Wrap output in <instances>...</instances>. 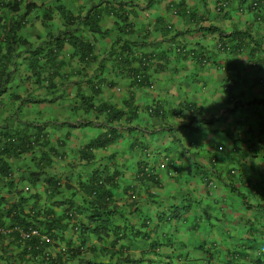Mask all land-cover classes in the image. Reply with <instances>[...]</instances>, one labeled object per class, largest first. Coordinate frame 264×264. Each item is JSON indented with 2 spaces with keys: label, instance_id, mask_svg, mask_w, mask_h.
Instances as JSON below:
<instances>
[{
  "label": "crops",
  "instance_id": "1",
  "mask_svg": "<svg viewBox=\"0 0 264 264\" xmlns=\"http://www.w3.org/2000/svg\"><path fill=\"white\" fill-rule=\"evenodd\" d=\"M9 1L0 0V13L2 3ZM222 1L228 8L219 13ZM31 2L35 8L18 32L30 50L40 47L49 32L66 30L72 38L62 36L63 47L49 67L38 63L31 71L30 54L19 56L29 49L19 47L14 64L5 70L0 136L42 132L45 140L32 151L5 159L12 179L10 188L7 181L0 182V225L10 226L4 208L20 197L27 200L26 209L41 213V221L62 216L70 201H85L77 182L97 170L114 175L115 211L110 232L101 239L86 234L84 260L233 264L231 255L239 250L252 263L263 264L264 0ZM119 10L127 19L125 35L114 30ZM89 11L99 12L100 33L84 27L82 18ZM123 47L132 57L154 53L145 86L133 84L127 75L131 55ZM0 56L2 67L8 57L4 48ZM7 71L13 72L11 81ZM94 91L91 102L81 100ZM26 97L30 103L21 104L20 98ZM111 106L124 113L113 124L102 110ZM109 127L115 129L116 140L91 150L89 161L81 158L86 144ZM185 129L190 133L181 131ZM46 141L44 148L41 143ZM49 148L53 161L46 167L42 158ZM164 157L176 176L158 168ZM146 165L155 177L136 179ZM48 178L60 183L56 193L55 185L48 188ZM127 187L132 191L124 193ZM84 215L86 221L87 211ZM14 237L0 232V264H78L79 257H70L66 244H56L43 232L39 240L45 256L22 260L20 238ZM71 237L78 241L73 233Z\"/></svg>",
  "mask_w": 264,
  "mask_h": 264
},
{
  "label": "trees",
  "instance_id": "2",
  "mask_svg": "<svg viewBox=\"0 0 264 264\" xmlns=\"http://www.w3.org/2000/svg\"><path fill=\"white\" fill-rule=\"evenodd\" d=\"M23 3V9H21L22 1L21 0H11L6 3H2V13L0 15V53L1 49L4 48L6 50V53L8 55L6 62L2 63V67H0V73H2V77L0 78V83H6L7 80L5 79V70H8V68L11 66L14 60V55L16 54V51L18 50L19 46H24L28 49L29 43L26 40H22L20 37H18L17 32L20 30V28L24 25L26 22V19L28 18L29 14L32 12L33 8H35L34 3L31 2V0H26ZM7 11L16 13L15 16L12 17V19L8 18ZM112 13H114L113 9L110 10ZM50 11L43 14L44 20L50 19ZM99 18L100 14L99 12L91 13V11L87 12V14L82 18L83 25L88 29L89 32L92 33H100L99 28ZM115 18L119 22H115L114 24V30L118 31L122 35H125L127 31H129L128 24L126 23V18L121 13V11H116ZM80 20V18H79ZM44 21V22H45ZM123 22L125 24L123 25ZM62 36L68 37V40L72 38L71 33L68 31H62L60 33L54 34V32H49L46 40L42 43V45L34 50H30L29 52L26 51V53L30 54V70L32 71L36 65L39 63V57L42 55L44 51V47H50L48 50V53L45 57L46 62H49L50 57L53 53H51L52 48L54 47L56 50H60L63 45L61 43ZM75 38V37H74ZM77 40V39H75ZM78 44L76 47L80 49V41H77ZM127 42H124V46ZM87 49V51L90 50L89 45L85 44L83 45ZM224 45L220 44V48H223ZM124 48V47H123ZM226 46L224 47L225 50ZM46 50V47H45ZM124 51L127 52V54L130 56L131 53L129 50L124 48ZM129 52V53H128ZM15 53V54H14ZM19 54V53H18ZM21 51L19 56L21 55ZM18 55H16L17 57ZM54 59V57L52 56ZM128 58V56L126 57ZM155 58L154 53L148 52V53H142L140 57L137 56L132 57L131 60H128L127 66V75L131 78V82L136 84L135 76L137 74H144L147 70V65H149V61L153 60ZM123 59V58H122ZM3 60V59H2ZM1 56H0V65H1ZM134 62L136 65L132 67V63ZM46 65V63H45ZM131 66V67H130ZM42 69V68H41ZM7 75L9 77V80L11 81L13 73L11 71H7ZM146 78H143L140 86H145ZM4 92V89H0V94ZM96 91L93 92V95L86 98L84 96L81 97V100L85 101L88 100L91 102L94 98ZM91 104V103H90ZM89 104V107L92 108V105ZM102 109V108H100ZM102 110H107L112 113V115L108 116L109 123H112L114 121H117L120 117L124 115V113L118 109L111 107H104ZM202 124H207V122H201ZM186 133H190V130H186ZM38 133V132H37ZM115 130L111 129L108 132H106L104 135H102L100 138L91 141L90 143L86 144L83 151H81L83 159H86L89 161L90 155L89 152L91 150H94L96 148H103L107 146L108 144H111L114 142L117 138ZM8 133H5L3 136V139L6 138ZM35 136V135H33ZM39 136H42L40 133ZM16 138V143L14 145H8L5 147V151L2 152L3 155L6 156V158L11 156H21L23 152H28L29 150L32 151L34 146L37 145V140L39 137L35 136L34 141H31L32 143L29 145V142H24L26 135H23L22 137H17L16 135L12 136ZM40 140H45L44 137ZM3 141V140H1ZM18 142V143H17ZM48 142L41 143V146H47ZM45 148V147H44ZM50 148L47 151L43 152V158L44 165L46 167H50L52 163V159L49 157L50 152H48ZM5 159V158H4ZM1 160V167H0V182H6V187L10 188L11 184V172L9 169V166L7 163H5V160ZM140 163L139 165H141ZM42 170H39L37 175L41 174ZM152 169L150 166H143L141 170H139L136 174V179L138 180H152ZM34 180L33 182H35ZM46 184L49 187L52 185H55L53 193L57 192L58 187L60 186V183L58 181H52V179L48 178L46 179ZM114 181V175L108 176L102 171L94 170L92 174L88 177V179L80 180L77 182L78 188L84 192L85 201L82 202H72L70 201V207L66 213H64L60 217H50L48 219H45V221L40 220V212L35 211L34 209H26V203L27 200L23 197H20V200L17 203H14L11 206H6L4 208L7 217L10 219V226H5L6 229H11V235L15 234L14 239L20 238V258L22 260L27 258H34L37 257L38 254L44 252L45 244L41 246L39 243V233H48L51 240H54L55 243L59 244H66L70 257H79L78 264H102V263H92L90 260H84L83 253H86L84 248V239L86 237L87 233H91L93 235L98 236L99 239L102 238L105 234L110 232V225L112 223V214H114L115 209L111 208L113 207V197H114V188L117 186L113 183ZM128 189H130V192L132 191L131 188H125V192H128ZM52 192V191H50ZM133 197V196H132ZM135 198V197H133ZM84 205H87L88 209L84 207ZM1 206V205H0ZM87 211L86 221L82 220L85 216L84 213ZM4 215L0 213V216ZM44 215H48L46 212ZM81 217V218H80ZM84 221V222H83ZM3 225H0V228ZM31 231H35L37 233V236L29 235L27 238H23L21 233L24 235H28ZM42 231V232H41ZM127 231L125 230L124 233ZM67 236V234H69ZM71 233L75 236V238L78 240L76 243L73 241L71 237ZM8 234V235H10ZM124 235V234H123ZM122 235V236H123ZM79 238V239H78ZM19 240V239H18ZM16 240V241H18ZM81 240V242H80ZM23 242V245L21 244ZM91 252L93 251V248H90ZM83 254V255H82ZM92 254V253H91ZM45 256V253L43 254ZM53 264H56L55 261L51 260Z\"/></svg>",
  "mask_w": 264,
  "mask_h": 264
},
{
  "label": "clouds",
  "instance_id": "3",
  "mask_svg": "<svg viewBox=\"0 0 264 264\" xmlns=\"http://www.w3.org/2000/svg\"><path fill=\"white\" fill-rule=\"evenodd\" d=\"M11 1V0H10ZM22 5H23V3H22ZM257 3H253L252 4V7L253 8H256L257 7ZM228 8V3L226 2V1H222V2H220L219 4H218V7H217V12H224L226 9ZM11 14H12V17L13 16H15V14L16 13H13V12H10ZM174 14H176V12H174ZM0 15H1V13H0ZM19 32V31H18ZM18 32H17V35H18ZM18 37H20V35H18ZM22 40H25L24 38H22V37H20ZM19 47H24V46H19ZM45 47H46V50H45ZM44 47V51H43V53H42V55L39 57V63H40V65L41 66H45V67H49L50 66V62L51 61H53L54 59H55V54L57 53V51L58 50H56L54 47L52 48V52L51 53H53L52 55H51V57H50V60H49V62H46V59H45V57H46V55H47V53H48V50L50 49V47H47V46H45ZM25 49H27L26 47H24ZM29 49V48H28ZM27 49V50H28ZM21 53H26V51L25 50H21ZM1 54V53H0ZM28 54V53H27ZM52 56L54 57V59L52 58ZM137 57L139 58L140 57V55H137ZM41 61V62H40ZM150 62V61H149ZM45 63H46V65H45ZM148 66V65H147ZM43 68V67H42ZM146 72V71H145ZM13 73V72H12ZM143 78H147L146 77V75H145V73L144 74H142V73H140V74H137L136 76H135V81H136V85H139L140 83H141V81L143 80ZM38 79V78H37ZM30 101H31V97H26V98H20V103L21 104H25V103H30ZM94 106H92V108H93ZM104 113H106V115H107V117L109 116V115H112V113L110 112V110L109 111H107V110H105L104 111ZM109 124H113V123H109ZM111 129H113V130H115L113 127H109L108 129H107V131L106 132H108L109 130H111ZM105 132V133H106ZM42 134V136H39V134ZM40 133H36V134H32V135H26L27 137H25V139H24V142L26 143L27 141L29 142V145L32 143L31 141H34V139H35V136L36 137H39V139L37 140V142L38 141H41L40 139H42V137H44V135H43V133L42 132H40ZM104 133V134H105ZM103 134V135H104ZM15 134H9V135H7L6 136V138L5 139H3V137H1L0 136V167H1V160L2 159H6V156L5 155H3L2 154V152H4L5 150V147H7L8 145H14L15 143H16V138L15 137H12V136H14ZM33 135H35V136H33ZM1 140H3V141H1ZM18 143V142H17ZM148 156V158L147 159H149V154L147 155ZM4 159V160H5ZM147 159H145V160H147ZM168 165H170V159L169 158H167V157H164L163 159H162V161L160 162V164L158 165V168H160V170H163V171H167V174L169 175V177H174V176H176V174H177V172L173 169V168H168ZM152 178H154L155 176H154V174H152V176H151ZM211 186H213L214 185V183H211L210 184ZM0 230H2V232H5V234L6 235H8V234H10L11 233V230H9V231H7L8 229H5L4 227H1L0 228ZM8 232V233H7ZM34 232V233H33ZM21 235H22V237L23 238H27V237H29V235H34V236H37V233L35 232V231H31L28 235H24V234H22L21 233ZM39 236V235H38ZM43 241L42 240H39V243L41 244V246H43V243H42ZM44 248V247H43ZM235 251H238V252H234L232 255H231V258H232V260H233V264H254V263H252V261H251V259L249 260L248 259V257L246 256V255H241L240 253H239V250H235ZM244 251V250H243ZM242 251V253H244ZM45 253V248H44V252L43 253H40V254H38L37 255V257H34V259H37L39 256H43V254ZM92 263L94 262V261H91ZM94 263H102V264H109V263H103V262H94ZM256 264V263H255ZM263 264H264V262H263Z\"/></svg>",
  "mask_w": 264,
  "mask_h": 264
},
{
  "label": "rangeland",
  "instance_id": "4",
  "mask_svg": "<svg viewBox=\"0 0 264 264\" xmlns=\"http://www.w3.org/2000/svg\"><path fill=\"white\" fill-rule=\"evenodd\" d=\"M234 98H236V99H240V96L238 95V96H236V95H234ZM23 113H24V111H23ZM246 114L248 115V117H247V119H249L251 116L249 115V109H246ZM243 117H245V113H243V115H242ZM242 126H244V124L242 125ZM21 130H20V133L21 132H23V130L24 129H26V127H24V128H20ZM182 132H185L186 131V129L185 130H181ZM152 145V144H151ZM151 157H152V155H151V153H149V158H150V160H151Z\"/></svg>",
  "mask_w": 264,
  "mask_h": 264
},
{
  "label": "built area",
  "instance_id": "5",
  "mask_svg": "<svg viewBox=\"0 0 264 264\" xmlns=\"http://www.w3.org/2000/svg\"><path fill=\"white\" fill-rule=\"evenodd\" d=\"M0 232H2V230H0ZM8 233V232H7ZM34 233V232H33ZM4 234H5V232H4Z\"/></svg>",
  "mask_w": 264,
  "mask_h": 264
}]
</instances>
